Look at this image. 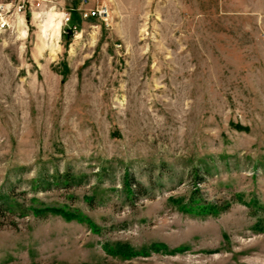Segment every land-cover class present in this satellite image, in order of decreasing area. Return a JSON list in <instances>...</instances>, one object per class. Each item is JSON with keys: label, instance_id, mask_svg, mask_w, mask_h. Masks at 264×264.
Masks as SVG:
<instances>
[{"label": "rangeland", "instance_id": "rangeland-1", "mask_svg": "<svg viewBox=\"0 0 264 264\" xmlns=\"http://www.w3.org/2000/svg\"><path fill=\"white\" fill-rule=\"evenodd\" d=\"M17 19L0 30V264H264V0Z\"/></svg>", "mask_w": 264, "mask_h": 264}, {"label": "built area", "instance_id": "built-area-1", "mask_svg": "<svg viewBox=\"0 0 264 264\" xmlns=\"http://www.w3.org/2000/svg\"><path fill=\"white\" fill-rule=\"evenodd\" d=\"M57 2L58 0H0V30H6L9 26L11 27L15 24L17 17L12 20V15L19 16L23 19L27 10L30 8H35L38 11L40 9H54L56 8ZM83 13L84 17H100L102 14L106 13V8L92 6ZM61 14L62 20L66 24L70 20V16L67 12H62Z\"/></svg>", "mask_w": 264, "mask_h": 264}, {"label": "trees", "instance_id": "trees-1", "mask_svg": "<svg viewBox=\"0 0 264 264\" xmlns=\"http://www.w3.org/2000/svg\"><path fill=\"white\" fill-rule=\"evenodd\" d=\"M193 173H197V170L196 169H194L193 170ZM55 181L57 182V181H59V178L57 177L56 179H55ZM65 181H72V178H69V177H67V179L65 180ZM65 183H68V182H65ZM124 188H125V190L128 192V193H130V184H129V182L127 181V180H125V182H124ZM195 200V197H192V198H190V200H189V204H186V208H189L190 209V203L192 202V201H194ZM13 203L14 202H12L11 200H9V197L8 196H0V211H4V209L5 210H12V208H13ZM202 210H204V209H207L208 211H213L214 209H215V206H206L205 208L204 207H200ZM33 209V208H32ZM35 210H36V212L37 213H41V212H43V211H48L49 209L48 208H34ZM51 211H54V212H59V213H63L64 215H69V212H65V211H63L62 209H50Z\"/></svg>", "mask_w": 264, "mask_h": 264}, {"label": "bare ground", "instance_id": "bare-ground-1", "mask_svg": "<svg viewBox=\"0 0 264 264\" xmlns=\"http://www.w3.org/2000/svg\"><path fill=\"white\" fill-rule=\"evenodd\" d=\"M55 15H57V13H53L52 15H51V19H50V22H49V27H54V30L57 32L58 31V29H59V26H60V20H57L56 22H54L53 20V17L55 16ZM17 18H19L18 16H17ZM17 20H19V19H17ZM53 30V31H54ZM48 34V33H47Z\"/></svg>", "mask_w": 264, "mask_h": 264}]
</instances>
